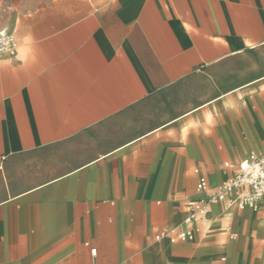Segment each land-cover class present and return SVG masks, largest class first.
Instances as JSON below:
<instances>
[{"label":"crops","instance_id":"0c3cea01","mask_svg":"<svg viewBox=\"0 0 264 264\" xmlns=\"http://www.w3.org/2000/svg\"><path fill=\"white\" fill-rule=\"evenodd\" d=\"M0 27V264H264V200L155 239L264 152V0H0Z\"/></svg>","mask_w":264,"mask_h":264},{"label":"built area","instance_id":"2783aa9c","mask_svg":"<svg viewBox=\"0 0 264 264\" xmlns=\"http://www.w3.org/2000/svg\"><path fill=\"white\" fill-rule=\"evenodd\" d=\"M17 39L13 32L0 27V56L14 54ZM225 167L231 170L226 180L211 189L208 179L200 174L197 189L206 192V197L194 202L180 227L165 229L156 234L155 239L164 238L171 242L191 241L195 237V223L209 211V206L215 202L233 201L241 210L251 208L259 210L264 200V152L251 154L238 163L226 162ZM199 173V170H196ZM237 235L234 234L233 237ZM95 251V250H94Z\"/></svg>","mask_w":264,"mask_h":264},{"label":"bare ground","instance_id":"6f19581e","mask_svg":"<svg viewBox=\"0 0 264 264\" xmlns=\"http://www.w3.org/2000/svg\"><path fill=\"white\" fill-rule=\"evenodd\" d=\"M235 204V203H234Z\"/></svg>","mask_w":264,"mask_h":264}]
</instances>
